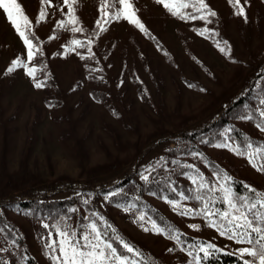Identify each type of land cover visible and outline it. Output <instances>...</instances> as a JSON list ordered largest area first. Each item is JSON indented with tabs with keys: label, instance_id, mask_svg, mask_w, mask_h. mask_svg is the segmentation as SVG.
<instances>
[{
	"label": "rangeland",
	"instance_id": "obj_1",
	"mask_svg": "<svg viewBox=\"0 0 264 264\" xmlns=\"http://www.w3.org/2000/svg\"><path fill=\"white\" fill-rule=\"evenodd\" d=\"M18 2L32 22L35 36L46 45L48 68L58 88L37 89L23 69L7 73L14 58L30 67H39L43 61L36 55L28 62L26 46L0 10V249H7L0 251V258L8 264H26L29 258L37 264H51L43 244L49 231L53 238L55 234L42 224L64 221L76 227L86 223L84 216L97 211L158 264H187L191 257L186 246L164 234L144 231L151 228L149 217L127 205L107 203L103 192L115 191L128 178L143 181L142 174L149 175V181H144L147 185L165 184L176 193L180 192L176 182L184 191L191 190L190 179L182 174H191L182 167L185 164L194 165L210 179L212 164L234 180L264 190V173L256 171L246 158L216 147L225 142L237 145L232 139L237 130L264 143V132L241 119L257 106L258 93L264 95V0H248L244 5L247 21L234 15L228 0H206L217 12L211 23L173 17L155 0H133L147 35L124 20L112 22L107 31L97 35L100 0H79L77 15L85 31L78 34L56 28L57 21L64 19L60 10L63 0H52L53 6L46 7L48 15L40 23L36 21L41 0ZM204 28L210 30L205 36L194 30ZM52 36L55 39H49ZM71 39L85 42L76 50L80 55L65 52L63 46ZM89 39L94 55L88 52ZM225 40L231 46L228 54ZM217 41L225 53L219 51ZM91 74L97 80L90 79ZM94 89L107 93L105 101L93 99ZM56 100L58 104L49 103ZM241 100L245 102L236 105ZM223 118L231 126L217 130L218 138L214 132L210 139H198L199 152L189 151L183 158L173 152L191 148L183 134L207 130ZM175 196L150 195L143 200L171 221L182 238L214 243L222 253L246 246L219 236L200 217L179 215L168 203L180 201V194ZM71 198L80 206L86 200L90 207L81 206L80 217L54 218L16 206L26 201L47 204ZM180 203L196 207L190 201ZM141 214L144 221L137 220ZM192 224L200 229L189 227Z\"/></svg>",
	"mask_w": 264,
	"mask_h": 264
},
{
	"label": "snow or ice",
	"instance_id": "obj_2",
	"mask_svg": "<svg viewBox=\"0 0 264 264\" xmlns=\"http://www.w3.org/2000/svg\"><path fill=\"white\" fill-rule=\"evenodd\" d=\"M79 0H63L61 12L64 19L57 21L56 28L70 31L73 34L83 33L85 31L79 16L77 7ZM155 3L162 5L164 9L173 17L181 20H202L205 23H211V18L217 16L206 0H155ZM230 6L235 11L234 15L242 17L247 21L245 6L248 0H228ZM52 0H41V9L36 23L44 21L48 15L46 7H52ZM67 8V12H64ZM191 9V11H188ZM0 10L6 15V20L11 23L16 33H18L23 44L27 48V60L31 62L40 49L36 47V40L33 32V24L26 15L25 9L18 0H0ZM99 18L95 21V26L100 33L107 31V26L112 22L121 20L134 25L139 31L148 33V29L138 16V9L133 0H100L98 4ZM198 14V15H197ZM198 35L205 36L209 29H194ZM213 35H218L213 33ZM49 39H55L54 36ZM93 41H87L88 52L91 55ZM227 46L228 53L231 46L228 41H223ZM85 46V42L80 39H71L64 45L65 52H76L78 48ZM216 46L219 51L225 53V47L220 46L217 41ZM77 55H80L76 52ZM85 59L84 56H80ZM17 69H23L26 75L35 78L38 71L35 67H30L29 63L17 57L10 62L6 69L7 73H12ZM37 89L42 88V82H35ZM189 87L195 85L189 84ZM204 91V89H201ZM255 124L256 128L264 132V95L258 93V103L248 114L241 117ZM231 131V129L229 130ZM230 139V137H229ZM216 147L227 148L235 155L246 158L248 163L258 172L264 173V143H257L252 139L245 141L243 145H231L227 142L217 144ZM194 156H202L199 153H192ZM173 163H178L173 161ZM183 168L191 170L182 173L188 176L193 187L189 195L180 193V201L191 200L195 202L196 207L181 206L180 201H168L173 209H176L181 216H191L202 218L206 226L214 229L219 236L239 245H246L236 249L234 252L225 254L234 255L239 264H264V190H257L251 185L240 182V189L236 188V182L226 171L217 170L213 173V178H206L194 165H182ZM151 172L152 169H147ZM145 182L149 181V175H141ZM175 191V188L172 189ZM122 190H115L107 194L106 199H111L121 194ZM85 204L88 201H84ZM221 205L223 207H221ZM135 208V204L129 205V210ZM75 211V210H73ZM86 223H79L73 227L67 222L55 224L43 223L44 229H53V232L47 233L48 239L44 242V255L51 264H155L137 247L125 240L123 236L99 213L93 212L91 216L82 218ZM138 221H144L145 215L137 217ZM194 230H199L200 225H189ZM144 231H154L157 234H164L168 239L181 243L178 230L171 232L159 227L154 221L151 228L145 227ZM13 244L16 243L14 240ZM185 249H181L184 251ZM7 251V249H0ZM172 252L173 249H168ZM224 250L211 242L195 240L187 250V256L191 257L187 264H206L211 258ZM27 259V257H23ZM0 264H8L7 261L0 258Z\"/></svg>",
	"mask_w": 264,
	"mask_h": 264
},
{
	"label": "trees",
	"instance_id": "obj_3",
	"mask_svg": "<svg viewBox=\"0 0 264 264\" xmlns=\"http://www.w3.org/2000/svg\"><path fill=\"white\" fill-rule=\"evenodd\" d=\"M35 37H36V40L34 41V43L36 47L40 49V53L37 55H39V60L42 59L43 65L40 62L39 67H35L38 69V71L35 74V78L32 77L33 82L34 83L42 82L44 85L42 89L44 91H48L49 89H53V88L54 89L58 88L57 82L55 81V75L53 71L48 68V61H47L48 51H47L46 45L43 42L41 43L37 36ZM86 57L87 56H85V58ZM89 78L97 80L96 79L97 77L93 76L92 74L89 75ZM106 95L107 93L101 90L94 89L91 91V96L96 101L97 100L105 101L104 97H106ZM244 102L245 100H241V102H235V103L236 105L240 106ZM49 103L58 104L59 102L56 100V101H50ZM227 125L230 127L231 123L229 122V120L223 118L219 120L218 122L212 124L207 130H202L200 132L193 133V134H183L182 139L185 142H187L191 148H189V150H186V152H184L183 149H179L178 151L175 150L173 152L176 153L177 155L180 154L181 158H183L182 156L187 154L189 151L197 150L195 152H199V148L201 147L200 146L197 147L195 144L198 139H202L204 137L210 139L213 137L214 132H215L214 138H218L217 130ZM232 139L234 140V142H236V144H239V145H243L245 141L248 140V138L243 135L241 130L232 132ZM203 143L205 144V142ZM175 148L176 147H173L170 149L174 150ZM210 166H211L210 168L212 172L215 173L218 170V169H215L212 166V164ZM235 181L238 182L235 185L236 188L242 191V189H240V182L243 183V181H240V180L239 181L235 180ZM173 183L179 186L180 192H176V193L170 192L167 189V185L165 184H162L161 187H156L154 183L147 185V183H145L144 181H134L133 179L128 178L124 180L122 183L118 184L116 188L114 189V190H118V189L122 190L121 194L115 197H112L111 199H107V203L109 202L111 205L118 204V205H125V206L126 205L129 206L134 203L135 204V208H133L134 210L143 212L147 217H149L152 221H154L159 227L164 228L168 232H171L175 229L173 223L169 221L168 219H166L164 215L158 209L154 208L151 204L145 202L144 200L146 197H149L150 195H153L154 197L164 196L165 198L174 199L176 198L175 195H178L180 193H184L185 195L190 194V190L188 191L183 190L184 188L183 185L176 183V182H173ZM110 192H111L110 190H105V192L103 193L104 195H107ZM74 199L75 198L73 199L71 198L68 200L53 202V203L51 202L47 204L44 202L42 203V202H37V201H26V202H21L17 204L16 206L22 208V210H30V209L33 210L34 209L33 211L35 213H38L37 215L41 217H46V215H51L54 218L59 217V215H64L67 218H71L74 215L80 217L81 216L80 213L82 212L81 206L87 209L90 206L88 205V203L87 204L82 203L80 206L78 205V202L74 203ZM188 201L195 203L191 200H188ZM102 216L119 232L121 236L125 238V240L130 242L135 247L139 248L145 254V256H147L150 260L154 261L155 264H158L157 261H155V259L149 253H147L143 247L141 248V246L137 242L131 240V238H129L127 235L120 232L116 228V226L106 217V215L102 214ZM181 236H180L181 238L180 244L182 246H186L189 249V246L191 245L190 242H194L195 240H192L191 238H182ZM26 264H37V263L34 261V259L29 258ZM206 264H239V261L237 260L235 256L221 252V253H218L215 257L211 258L209 261H207Z\"/></svg>",
	"mask_w": 264,
	"mask_h": 264
}]
</instances>
